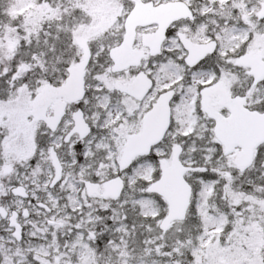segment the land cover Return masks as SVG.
I'll list each match as a JSON object with an SVG mask.
<instances>
[{"label": "snow or ice", "instance_id": "1", "mask_svg": "<svg viewBox=\"0 0 264 264\" xmlns=\"http://www.w3.org/2000/svg\"><path fill=\"white\" fill-rule=\"evenodd\" d=\"M0 264H264V0H0Z\"/></svg>", "mask_w": 264, "mask_h": 264}]
</instances>
